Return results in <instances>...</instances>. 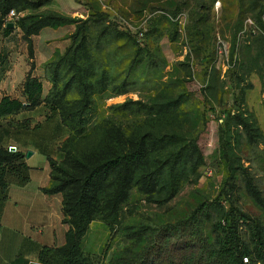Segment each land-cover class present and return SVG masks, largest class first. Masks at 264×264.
Instances as JSON below:
<instances>
[{
	"label": "rangeland",
	"instance_id": "rangeland-1",
	"mask_svg": "<svg viewBox=\"0 0 264 264\" xmlns=\"http://www.w3.org/2000/svg\"><path fill=\"white\" fill-rule=\"evenodd\" d=\"M20 5L29 7H19L24 27L0 30V49L9 50L0 84L23 65L43 92L38 107L3 123L33 126L59 106L45 131L55 139L49 188L86 205L90 264H135L155 243L152 264L180 262L181 240L197 228L214 249L233 233L253 258L264 238V0ZM78 31L89 43L82 79L61 62ZM9 93L27 101L23 84L0 87V98ZM136 152L137 161L124 159ZM66 220L71 228L72 215ZM188 220L183 237L165 236Z\"/></svg>",
	"mask_w": 264,
	"mask_h": 264
},
{
	"label": "trees",
	"instance_id": "trees-1",
	"mask_svg": "<svg viewBox=\"0 0 264 264\" xmlns=\"http://www.w3.org/2000/svg\"><path fill=\"white\" fill-rule=\"evenodd\" d=\"M20 1L21 0H0V30L1 27L4 26L10 11L15 10L17 13H20L21 10L29 8L28 5H24V7L21 6ZM19 7H23V9ZM23 21L24 19L20 17L15 23V27L18 24L24 27ZM13 29L5 27L6 33L12 32ZM35 31H37L36 28L29 27L26 30V35L31 36L35 34ZM80 33L82 32L78 31V34L73 37L74 43L67 49L66 54L61 58V62L74 69L75 73L82 79L84 70L83 63H85L84 60L89 43L88 34ZM121 35L128 36V34ZM0 56L3 57L4 54L0 53ZM66 58H68V61ZM1 60H3V58L0 59V62H2ZM84 88L87 91L91 86L85 85ZM23 92L27 99L26 102L18 98H12L9 95H5L0 99V119L2 121L11 115L18 114L22 111L33 110L40 105L39 99L43 92L42 83L37 78L33 77L30 71L27 73L23 83ZM48 104L49 103H46V106ZM59 111V106L51 104L50 114L46 116L44 122L37 123L33 126L26 122H18L14 127L2 123L3 137L0 138V217L4 204L8 199V189L10 185L15 183L19 186H25L30 182V168L26 163V155L21 151H9L8 147H6L7 142L5 139H26L33 137L36 144L41 143L46 145V147L50 144L55 146L54 137H52L51 133L45 131L55 121ZM35 130L36 132H34ZM37 130L40 131L37 132ZM139 156L140 153L136 152L132 157L126 156L124 159L128 162L137 161ZM51 158L52 157L49 156L50 162ZM118 163H120L119 159L115 161L113 165H118ZM43 191L51 195L57 194L58 192L55 188H46ZM63 213L65 216V223H67L66 215H72V227L66 234V245L61 248L56 246L43 247L39 253L40 264H90L82 253V240L86 235L88 225L86 205L82 199H78L73 207L63 202ZM191 228L192 223L189 220L182 221L176 225L165 227L164 233L165 236L170 235L181 238L183 237L181 233H186L187 230ZM197 229V231L187 235L189 237L182 238L181 240L183 242H181V245H184V250L188 256H184L180 262L170 259L168 262H165V264H191L195 261L199 264H256L257 260H262L264 262V238L261 235H258L257 253H255L252 258V253L249 250L235 244L234 241L236 238L233 233L229 234L230 238L227 240L228 242L225 241L219 248L214 249L205 238L202 230H200V228ZM157 248L159 250V245H157V243L153 244V246L147 249L143 257L134 263L152 264V257L158 252ZM154 250L155 252H153ZM195 251L197 255L194 254ZM58 252H60L59 258L55 259ZM245 257L249 258L247 263L244 262Z\"/></svg>",
	"mask_w": 264,
	"mask_h": 264
},
{
	"label": "crops",
	"instance_id": "crops-1",
	"mask_svg": "<svg viewBox=\"0 0 264 264\" xmlns=\"http://www.w3.org/2000/svg\"><path fill=\"white\" fill-rule=\"evenodd\" d=\"M0 53L7 54L9 50L2 48ZM28 70L23 65L7 70L1 78L0 87L22 85ZM18 72L21 81L10 82ZM6 76H10V79L7 80ZM2 123L0 119V138L3 137ZM5 140L15 146V151L25 155L31 151L32 155L26 157L30 182L25 186L12 183L8 189V199L0 217V264H40L41 249L65 245L66 234L70 229L64 222L62 196L43 191L50 186L49 156H53L55 146L36 144L33 137Z\"/></svg>",
	"mask_w": 264,
	"mask_h": 264
},
{
	"label": "built area",
	"instance_id": "built-area-1",
	"mask_svg": "<svg viewBox=\"0 0 264 264\" xmlns=\"http://www.w3.org/2000/svg\"><path fill=\"white\" fill-rule=\"evenodd\" d=\"M20 13H17L15 10L10 11V13L8 14L7 18H6V22L4 24L5 27L8 26L9 23L13 22L16 23L17 20L19 19ZM135 35V34H134ZM143 33L137 34V37L139 38V40H143ZM15 148V146H10V149ZM249 258L245 257L244 258V262H248Z\"/></svg>",
	"mask_w": 264,
	"mask_h": 264
},
{
	"label": "water",
	"instance_id": "water-1",
	"mask_svg": "<svg viewBox=\"0 0 264 264\" xmlns=\"http://www.w3.org/2000/svg\"><path fill=\"white\" fill-rule=\"evenodd\" d=\"M8 28L13 29L15 27V23L11 22L7 26ZM12 150H15V148H12ZM32 155L31 151L27 152L26 157L29 158Z\"/></svg>",
	"mask_w": 264,
	"mask_h": 264
}]
</instances>
